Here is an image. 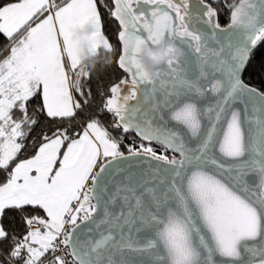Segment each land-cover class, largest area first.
I'll use <instances>...</instances> for the list:
<instances>
[{
	"label": "snow or ice",
	"instance_id": "1",
	"mask_svg": "<svg viewBox=\"0 0 264 264\" xmlns=\"http://www.w3.org/2000/svg\"><path fill=\"white\" fill-rule=\"evenodd\" d=\"M0 264H264V0H0Z\"/></svg>",
	"mask_w": 264,
	"mask_h": 264
},
{
	"label": "trees",
	"instance_id": "2",
	"mask_svg": "<svg viewBox=\"0 0 264 264\" xmlns=\"http://www.w3.org/2000/svg\"><path fill=\"white\" fill-rule=\"evenodd\" d=\"M223 22H224V21L222 20V23H223ZM109 35H110V34H109ZM95 67H96V70L99 71L101 66H100V64H97ZM109 70H110V69H109ZM252 82H253V83H258V81H257V79H256L255 77L253 78Z\"/></svg>",
	"mask_w": 264,
	"mask_h": 264
}]
</instances>
